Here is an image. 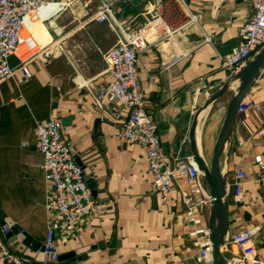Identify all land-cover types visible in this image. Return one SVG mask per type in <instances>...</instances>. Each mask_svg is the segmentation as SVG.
Instances as JSON below:
<instances>
[{
  "label": "crops",
  "instance_id": "1",
  "mask_svg": "<svg viewBox=\"0 0 264 264\" xmlns=\"http://www.w3.org/2000/svg\"><path fill=\"white\" fill-rule=\"evenodd\" d=\"M51 1L57 4L45 7L30 29L40 44L61 43L66 53L21 67L11 57L14 73L0 79V224L12 221L37 243H46L50 185L40 169L44 157L36 147V121L58 118L75 160L92 176L94 199L105 206L93 217V228L67 240L58 238L59 256L74 255L56 264H198L195 256L201 232L208 229L209 205L199 214L194 233L181 191L195 189L178 177L169 202L163 201L152 189L145 149L117 137L121 125L115 115L126 114L123 105L97 110L84 84L103 83L109 76L106 53L122 33L143 28L150 47L138 54L137 61L146 107L167 166L173 168L176 161L192 156L194 115L208 97L202 88L212 93L229 79H219L217 55L238 44L239 28L255 0H176L175 22L153 20L150 12L156 0H104L113 1L115 19L104 23L94 20L101 0ZM185 53L188 56L180 59ZM166 65L170 67L165 69ZM247 100L264 104V70ZM213 108L201 128L204 144H214L224 119L225 109L211 118ZM260 161L264 112L249 110L237 120L228 143L226 183L236 170L246 171L248 178L239 196L227 190L225 202L230 236L249 230L258 264H264V192L252 181ZM4 240L16 252H24L26 264H49L22 242L12 247L18 239ZM224 250L234 264L238 249L227 243ZM0 264L8 263L0 258Z\"/></svg>",
  "mask_w": 264,
  "mask_h": 264
},
{
  "label": "built area",
  "instance_id": "2",
  "mask_svg": "<svg viewBox=\"0 0 264 264\" xmlns=\"http://www.w3.org/2000/svg\"><path fill=\"white\" fill-rule=\"evenodd\" d=\"M184 2V0H180ZM51 0H0V79L12 76L14 67L10 58L17 60L18 66L41 60L47 62L52 56L65 54L61 43L40 44L31 31L42 10L56 5ZM113 1L101 0L94 20L99 23L115 21L111 7ZM176 0H156L150 14L153 20L177 19ZM195 17H191V20ZM211 41V37L206 38ZM238 44L228 53L218 54L220 80L226 81L241 70L262 48H264V0H255L247 21L239 28ZM150 47L144 36L143 28L122 33L121 39L105 55L108 64V78L101 84H84L97 110L104 111L108 106L121 103L126 114H116L115 119L121 127L117 137L130 143L140 144L146 152L148 170L152 177V189L162 200L169 202L178 177L185 179L193 190L181 191V202L185 215L195 232L196 222L202 210L209 205V190L204 182L197 163L192 156L175 162L173 168L167 166L166 155L157 133L155 122L149 114L145 92L140 77L138 54ZM187 53L181 58H186ZM170 65L164 66L168 69ZM257 81V80H256ZM202 91L210 95L207 87ZM249 110L264 112V104H254L247 98L242 102L239 113ZM36 147L43 155L40 166L48 184L45 206L48 212L47 241L43 255L49 264H56L59 258L58 238L67 240L79 232L93 228V217L102 211L103 202L94 199L87 184L84 169L76 162L73 145L63 134L62 122L58 118L36 121ZM248 178L244 170H236L232 180L226 183L229 190L239 196ZM253 183L264 192V161L259 162V172ZM11 225L0 224V258L8 264H26L29 259L24 252H16L5 242V235ZM202 240L196 253L198 264H214L210 232L203 229ZM254 236L249 230L234 233L228 244L238 249L234 264H258Z\"/></svg>",
  "mask_w": 264,
  "mask_h": 264
},
{
  "label": "water",
  "instance_id": "3",
  "mask_svg": "<svg viewBox=\"0 0 264 264\" xmlns=\"http://www.w3.org/2000/svg\"><path fill=\"white\" fill-rule=\"evenodd\" d=\"M264 70V48H262L241 70L231 75L229 79L215 91L210 93L204 103L198 108L194 115L191 131L190 145L191 155L197 163L201 176L209 190V218L208 230L210 232V241L213 247L214 264H231L225 254V245L230 237L229 231V210L225 202L226 197V155L228 143L234 131V127L238 119H243L245 115L239 113V108L242 102L247 98L255 81L258 79ZM231 93L230 99L226 106L223 122L219 129L212 147V154L209 161L203 153V141L198 140L199 116L213 108L225 95ZM76 162L84 169L85 178L89 188H92L91 174L84 168L82 163L76 158ZM224 165V170L222 166ZM94 194V192H93ZM7 223L11 225L10 231L5 235L6 238H11L10 243H14L16 239L34 251H39L38 258L44 259V246L37 243L34 238L27 234L20 226L14 225L12 221ZM74 255L65 254L59 256L58 260L66 259Z\"/></svg>",
  "mask_w": 264,
  "mask_h": 264
},
{
  "label": "rangeland",
  "instance_id": "4",
  "mask_svg": "<svg viewBox=\"0 0 264 264\" xmlns=\"http://www.w3.org/2000/svg\"><path fill=\"white\" fill-rule=\"evenodd\" d=\"M230 95L231 93H228L227 95H225L216 105L215 107L212 109V114H211V118L216 116L217 112L221 109V111L223 109H225L226 111V106L228 104V101L230 99ZM224 114V113H223ZM223 114L220 116V119L223 118ZM205 137L208 138V136L206 135L205 133ZM209 140V138H208ZM210 141V140H209ZM212 147H213V142L210 141V142H207L206 141V144L203 143V153H204V156L205 158L209 161V159L211 158V154H212Z\"/></svg>",
  "mask_w": 264,
  "mask_h": 264
},
{
  "label": "bare ground",
  "instance_id": "5",
  "mask_svg": "<svg viewBox=\"0 0 264 264\" xmlns=\"http://www.w3.org/2000/svg\"><path fill=\"white\" fill-rule=\"evenodd\" d=\"M208 111V110H207ZM207 111L203 112L200 116H199V126H198V131H197V135H198V140L200 141V132H201V128H202V124L204 123V119H205V116L207 114ZM224 167V165L222 166V168ZM224 170V168H223Z\"/></svg>",
  "mask_w": 264,
  "mask_h": 264
}]
</instances>
